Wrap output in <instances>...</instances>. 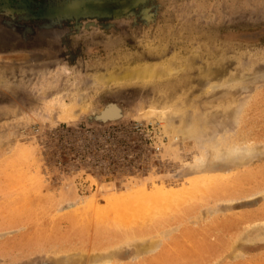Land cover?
Listing matches in <instances>:
<instances>
[{"label":"rangeland","instance_id":"374dc122","mask_svg":"<svg viewBox=\"0 0 264 264\" xmlns=\"http://www.w3.org/2000/svg\"><path fill=\"white\" fill-rule=\"evenodd\" d=\"M103 258L264 264V0H0V264Z\"/></svg>","mask_w":264,"mask_h":264},{"label":"bare ground","instance_id":"6f19581e","mask_svg":"<svg viewBox=\"0 0 264 264\" xmlns=\"http://www.w3.org/2000/svg\"><path fill=\"white\" fill-rule=\"evenodd\" d=\"M219 70V69H218ZM202 71V70H201ZM211 71V73H209V74H212V75H215V74H213L212 73V70H210ZM125 72V73H124ZM123 73H124V80H126V78H128V77H131L132 78V80L134 79H136V78H140V77H143V76H145V75H149V74H154V75H156V76H158L160 73H165V70H164V68L163 69H159V68H154V70H149V69H138V70H134V71H124ZM204 73V72H203ZM217 74H218V72H216ZM219 73H220V70H219ZM116 74H114V75H112V74H108L107 76H108V78H106V80H114L115 79V76ZM119 75V74H118ZM132 75H135V76H132ZM205 75V74H204ZM207 76H209L208 75V71H207ZM206 76V77H207ZM134 77V78H133ZM205 76H204V78H205V81H206V79H211L210 77H211V75H210V77H208V78H206ZM213 77H215V76H213ZM217 77V76H216ZM203 79V78H202ZM121 80H123V79H121ZM131 80V79H130ZM204 80V79H203ZM103 81H105V80H103ZM204 82V81H203ZM115 107H109L107 110H106V114H114L115 115ZM223 152V151H222ZM225 156V155H224ZM225 157H227V156H225ZM228 158H230V159H232L231 161H232V163H233V166L235 167V165L237 166H239V165H242V164H244V163H246L247 162V160L248 159H246V158H243L241 155H239L238 153H235V154H229V157ZM229 162V161H228ZM221 163V162H220ZM230 164V163H229ZM15 167V166H14ZM205 175V174H204ZM211 176H212V174H210ZM203 178H205L204 180H206V178L207 177H203ZM195 180H197V181H202V179L200 178L199 180L198 179H195ZM24 197V196H23ZM119 201H121V198H118L117 200H116V202H119ZM115 202V203H116ZM20 204V203H19ZM19 206V205H18ZM68 208H71V207H68ZM29 221V220H28ZM206 235V234H205ZM130 248V247H129ZM143 251H144V249H143ZM137 252H142V248L140 247L139 249H138V251ZM88 264H110L111 263V261L109 260V259H105V258H103V259H88V262H87ZM73 264H82L78 259H76V260H74L73 261Z\"/></svg>","mask_w":264,"mask_h":264}]
</instances>
